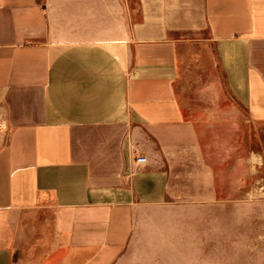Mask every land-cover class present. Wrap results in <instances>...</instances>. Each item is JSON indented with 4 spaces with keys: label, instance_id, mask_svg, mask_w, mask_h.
Listing matches in <instances>:
<instances>
[{
    "label": "crops",
    "instance_id": "0c3cea01",
    "mask_svg": "<svg viewBox=\"0 0 264 264\" xmlns=\"http://www.w3.org/2000/svg\"><path fill=\"white\" fill-rule=\"evenodd\" d=\"M242 116L264 0H0V264H116L153 214L216 204Z\"/></svg>",
    "mask_w": 264,
    "mask_h": 264
},
{
    "label": "rangeland",
    "instance_id": "374dc122",
    "mask_svg": "<svg viewBox=\"0 0 264 264\" xmlns=\"http://www.w3.org/2000/svg\"><path fill=\"white\" fill-rule=\"evenodd\" d=\"M240 118L237 125L214 131L226 137L230 155L229 163L216 162L224 185L219 202L153 214L116 264H264V161L257 169L232 163L241 154L264 151V125L251 127ZM214 133L203 139L219 159Z\"/></svg>",
    "mask_w": 264,
    "mask_h": 264
},
{
    "label": "built area",
    "instance_id": "2783aa9c",
    "mask_svg": "<svg viewBox=\"0 0 264 264\" xmlns=\"http://www.w3.org/2000/svg\"><path fill=\"white\" fill-rule=\"evenodd\" d=\"M148 162V159L147 157H144V156H138L136 158V163L138 166H145Z\"/></svg>",
    "mask_w": 264,
    "mask_h": 264
}]
</instances>
